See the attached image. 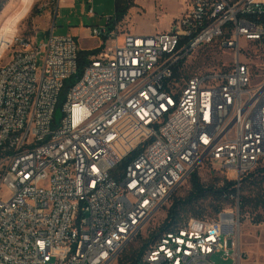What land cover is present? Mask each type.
Wrapping results in <instances>:
<instances>
[{
	"label": "built area",
	"instance_id": "obj_1",
	"mask_svg": "<svg viewBox=\"0 0 264 264\" xmlns=\"http://www.w3.org/2000/svg\"><path fill=\"white\" fill-rule=\"evenodd\" d=\"M190 4L170 33L106 18L79 79L71 36L20 41L0 65V264H118L204 164L238 186L264 164V76L254 83L243 61L255 45L264 71V0ZM218 42L231 70L175 87V67ZM236 207L164 234L138 264H242Z\"/></svg>",
	"mask_w": 264,
	"mask_h": 264
},
{
	"label": "rangeland",
	"instance_id": "obj_2",
	"mask_svg": "<svg viewBox=\"0 0 264 264\" xmlns=\"http://www.w3.org/2000/svg\"><path fill=\"white\" fill-rule=\"evenodd\" d=\"M92 7L95 16L89 14L88 0H2L0 3V34L3 25L11 16H18V23L10 32L2 37L0 45V65L9 61L13 52L19 50L20 41L34 45L46 42L50 34L55 36L74 37L82 51H91L100 41L92 35V28H102L105 19L115 16L116 0H93ZM191 9L190 0H133V4L126 16L119 22L120 30L131 31L138 36H149L170 33L177 18ZM126 28V29H125ZM10 44L12 46L10 47ZM244 45V43H242ZM8 47H10L8 49ZM247 47V46H246ZM243 61L253 70L254 83L264 76L260 66L259 48L250 45L244 52ZM234 54L231 50L221 47L220 42L204 47L183 60L181 70L190 77L211 72H226L234 65ZM177 88H182L185 81L172 82ZM59 116V114H58ZM203 183L208 184L214 178H229L225 170H218L210 164H204L197 170ZM190 189L189 180L185 182L172 196L167 204L149 220L146 227L126 247L124 254L132 249H138L143 240L147 239L163 222L166 211L174 197H184ZM225 212L237 215V207L226 208ZM224 212V213H225ZM240 214V213H239ZM239 215L240 228L238 242L243 254L242 264H264V223L252 224L248 215ZM213 261L217 264H231L223 262L218 257Z\"/></svg>",
	"mask_w": 264,
	"mask_h": 264
},
{
	"label": "trees",
	"instance_id": "obj_3",
	"mask_svg": "<svg viewBox=\"0 0 264 264\" xmlns=\"http://www.w3.org/2000/svg\"><path fill=\"white\" fill-rule=\"evenodd\" d=\"M132 4L133 0H116L115 15L118 22L124 19ZM94 53L96 52H80L78 79L83 75L88 57ZM182 63L183 61L175 67L172 82H186L191 78L181 70ZM75 82L76 79H72L68 85H73ZM189 182L190 189L186 196L174 197L166 211V217L159 227L151 232L147 239L143 240L138 249H132L129 253L124 254L121 260H119L120 255L118 264H138L144 253L153 247L164 234L179 230L191 220L212 221L218 219L226 208L236 206L237 201L242 218L243 215H248L252 219V224L264 223V164L243 177L239 186L231 176L229 178H214L210 183L205 184L197 170L192 173Z\"/></svg>",
	"mask_w": 264,
	"mask_h": 264
},
{
	"label": "bare ground",
	"instance_id": "obj_4",
	"mask_svg": "<svg viewBox=\"0 0 264 264\" xmlns=\"http://www.w3.org/2000/svg\"><path fill=\"white\" fill-rule=\"evenodd\" d=\"M19 19L18 16H15V14L13 16H11L9 19H7V21L5 22V24L3 25V28L1 30V34H0V45H1V39L2 37L6 36L9 32L10 29L16 25L18 23ZM228 221H231V218L228 217L227 219Z\"/></svg>",
	"mask_w": 264,
	"mask_h": 264
},
{
	"label": "crops",
	"instance_id": "obj_5",
	"mask_svg": "<svg viewBox=\"0 0 264 264\" xmlns=\"http://www.w3.org/2000/svg\"><path fill=\"white\" fill-rule=\"evenodd\" d=\"M59 2H60V0H59ZM125 29H126V28H125ZM125 32H129V33H131V31H130V30L128 31V29H127Z\"/></svg>",
	"mask_w": 264,
	"mask_h": 264
}]
</instances>
